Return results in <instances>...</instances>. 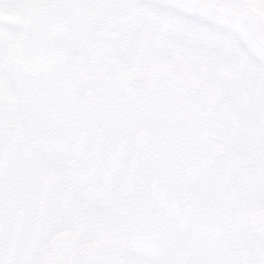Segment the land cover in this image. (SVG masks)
<instances>
[{"label":"snow or ice","instance_id":"obj_1","mask_svg":"<svg viewBox=\"0 0 264 264\" xmlns=\"http://www.w3.org/2000/svg\"><path fill=\"white\" fill-rule=\"evenodd\" d=\"M0 264H264V0H0Z\"/></svg>","mask_w":264,"mask_h":264},{"label":"rangeland","instance_id":"obj_2","mask_svg":"<svg viewBox=\"0 0 264 264\" xmlns=\"http://www.w3.org/2000/svg\"><path fill=\"white\" fill-rule=\"evenodd\" d=\"M3 15L6 17L7 23H16L17 22V17H16L15 13H10L7 10H5Z\"/></svg>","mask_w":264,"mask_h":264}]
</instances>
